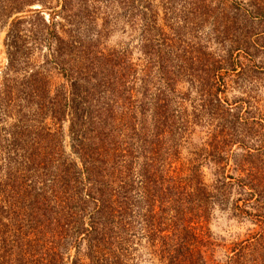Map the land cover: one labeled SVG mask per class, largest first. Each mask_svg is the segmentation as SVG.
Returning <instances> with one entry per match:
<instances>
[{
	"label": "rangeland",
	"instance_id": "374dc122",
	"mask_svg": "<svg viewBox=\"0 0 264 264\" xmlns=\"http://www.w3.org/2000/svg\"><path fill=\"white\" fill-rule=\"evenodd\" d=\"M207 65L211 94L204 80L194 83ZM162 77L177 81L172 107L190 121L167 156L169 175L190 177L198 165V179L216 193L218 166L202 151L223 134V175L245 185L207 214L187 215L195 234L214 243L203 249L208 264H264V248L232 261L236 244H254L264 231V179L248 177L264 160V14L251 0H0V264H35L45 254V187L61 172V149L83 170L75 147L86 134L106 136L135 211L143 205ZM142 226L131 228L126 263L161 264ZM85 243L61 250L64 262L80 249L87 263Z\"/></svg>",
	"mask_w": 264,
	"mask_h": 264
},
{
	"label": "trees",
	"instance_id": "16d2710c",
	"mask_svg": "<svg viewBox=\"0 0 264 264\" xmlns=\"http://www.w3.org/2000/svg\"><path fill=\"white\" fill-rule=\"evenodd\" d=\"M251 6H254L256 12L264 14V0H251ZM208 67L207 71L202 69L199 75L194 76V83L198 82V86L203 87L204 80L210 87L207 93L211 94L215 77ZM175 82L170 77L160 78L159 86H156L155 95L152 96L155 106L154 141L140 181V203L143 205L135 211L136 204L129 195L128 181L118 173L119 162L111 161L115 148L105 142L106 136L92 133L77 138L75 150L80 154L84 168L81 171L75 165L68 164L61 149V172L52 190L49 186L45 187L42 196V207H46L41 209V226L44 230L40 240L45 241L46 251L35 264H66L61 250H66L68 245L79 247L84 241L83 257L87 263L79 258L81 251L78 249L72 264H127L130 232L137 223H142L144 235L149 242L158 246L161 264H208L203 249L210 248L214 243L195 234L191 226L193 218L187 215H194V212L207 214L211 203L226 201L230 188L237 185L245 189V185L240 179L232 183L234 177L223 175L224 167L221 164L226 159L224 146L227 142L223 134H213L209 149L202 151L205 158L211 157L218 166L216 193L207 192V186L198 179V165L191 167L193 174L190 177L175 178L169 175L166 170L167 156L179 147L182 132L190 123L187 116L184 117L172 107L174 99L170 96L176 92ZM151 94L148 93V96ZM176 133L179 136L177 141ZM169 139L175 142L169 144ZM201 156L198 154L194 160L197 161ZM120 158L123 156L120 155ZM254 171L249 178H253V181L262 177L264 179V160L261 167ZM227 178L230 182L226 181ZM49 196L53 207L48 205ZM172 212L174 214L170 216ZM86 219L89 220L87 227L84 223ZM170 226L175 231L171 235ZM82 233L84 238L80 239ZM253 239L256 241L254 244L248 240L246 244L242 242L235 245L233 251L236 252V258L232 261L245 262L247 251L264 248V231L256 234ZM29 263L34 264L33 261Z\"/></svg>",
	"mask_w": 264,
	"mask_h": 264
}]
</instances>
